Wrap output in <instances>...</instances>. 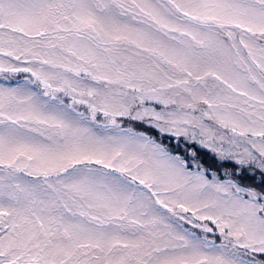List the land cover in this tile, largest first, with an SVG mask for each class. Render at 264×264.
Instances as JSON below:
<instances>
[{
  "label": "snow or ice",
  "instance_id": "1",
  "mask_svg": "<svg viewBox=\"0 0 264 264\" xmlns=\"http://www.w3.org/2000/svg\"><path fill=\"white\" fill-rule=\"evenodd\" d=\"M0 81V264H264V0H0Z\"/></svg>",
  "mask_w": 264,
  "mask_h": 264
},
{
  "label": "rangeland",
  "instance_id": "2",
  "mask_svg": "<svg viewBox=\"0 0 264 264\" xmlns=\"http://www.w3.org/2000/svg\"><path fill=\"white\" fill-rule=\"evenodd\" d=\"M204 161H205V167H208L209 165L213 163L211 155L204 156Z\"/></svg>",
  "mask_w": 264,
  "mask_h": 264
},
{
  "label": "flooded vegetation",
  "instance_id": "3",
  "mask_svg": "<svg viewBox=\"0 0 264 264\" xmlns=\"http://www.w3.org/2000/svg\"><path fill=\"white\" fill-rule=\"evenodd\" d=\"M15 79H16V80H20V79H21V77H16Z\"/></svg>",
  "mask_w": 264,
  "mask_h": 264
}]
</instances>
